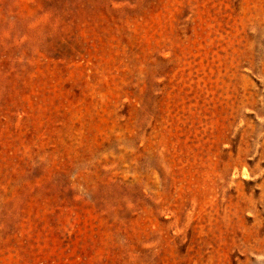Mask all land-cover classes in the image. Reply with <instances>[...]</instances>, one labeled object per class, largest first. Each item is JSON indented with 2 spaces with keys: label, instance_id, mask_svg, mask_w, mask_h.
Here are the masks:
<instances>
[{
  "label": "rangeland",
  "instance_id": "obj_1",
  "mask_svg": "<svg viewBox=\"0 0 264 264\" xmlns=\"http://www.w3.org/2000/svg\"><path fill=\"white\" fill-rule=\"evenodd\" d=\"M0 264H264V0H0Z\"/></svg>",
  "mask_w": 264,
  "mask_h": 264
}]
</instances>
